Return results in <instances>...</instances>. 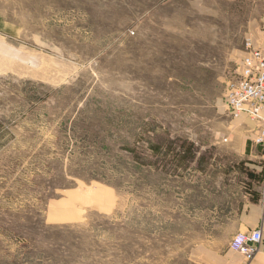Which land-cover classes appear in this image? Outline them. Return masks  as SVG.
<instances>
[{
    "label": "rangeland",
    "instance_id": "1",
    "mask_svg": "<svg viewBox=\"0 0 264 264\" xmlns=\"http://www.w3.org/2000/svg\"><path fill=\"white\" fill-rule=\"evenodd\" d=\"M258 1L0 0V264H196L224 239Z\"/></svg>",
    "mask_w": 264,
    "mask_h": 264
},
{
    "label": "crops",
    "instance_id": "2",
    "mask_svg": "<svg viewBox=\"0 0 264 264\" xmlns=\"http://www.w3.org/2000/svg\"><path fill=\"white\" fill-rule=\"evenodd\" d=\"M256 8L257 16L251 22L247 39L248 49H264V0L256 2ZM5 44L0 33L2 61L5 58L9 60L11 55L10 48ZM247 51L242 54L238 65ZM224 109L227 111L225 103ZM231 124L233 131L228 134L225 142L232 143L230 145L236 153L242 174L234 176L235 184H230L232 187L226 192V203L229 205L226 224L221 216L217 226H213L208 233L211 238L224 239L217 242L213 239L191 248L190 256L196 264H264V148L256 147L251 142L253 136L248 133V129L252 123L243 118H231ZM253 230L261 231L262 241L254 259L246 262L241 254L229 248V242L236 234Z\"/></svg>",
    "mask_w": 264,
    "mask_h": 264
},
{
    "label": "built area",
    "instance_id": "3",
    "mask_svg": "<svg viewBox=\"0 0 264 264\" xmlns=\"http://www.w3.org/2000/svg\"><path fill=\"white\" fill-rule=\"evenodd\" d=\"M225 108L233 119L243 118L250 123L251 142L264 148V49L250 48L238 65L236 75L226 85ZM262 241L260 230L238 233L229 248L251 262Z\"/></svg>",
    "mask_w": 264,
    "mask_h": 264
}]
</instances>
